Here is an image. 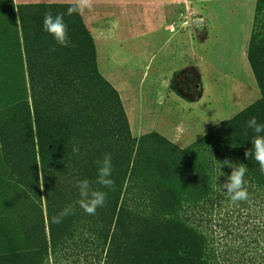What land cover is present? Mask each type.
I'll use <instances>...</instances> for the list:
<instances>
[{
	"label": "trees",
	"instance_id": "obj_1",
	"mask_svg": "<svg viewBox=\"0 0 264 264\" xmlns=\"http://www.w3.org/2000/svg\"><path fill=\"white\" fill-rule=\"evenodd\" d=\"M72 5H21L18 10L25 47L47 52L40 66L57 69L51 77L67 81L68 89L55 94L71 97L73 107L50 117L37 131L45 168L43 187L34 167L19 168L12 139L6 141V166L14 192L18 189L29 200V193L38 199L44 194L48 228L38 208L33 217L20 216L17 230H3L0 264H49L51 260L56 264H264V174L254 158L244 157L255 135L247 121L255 117L264 124V0L256 4L247 54L261 99L185 149L157 134L131 136L120 98L98 76L92 53L83 62L90 69L83 77L46 64L76 49L94 47L81 14L68 15ZM48 12L63 14L69 47L56 44L43 29ZM84 79L105 83L110 90L105 101L89 87H74ZM66 120L69 123L62 127ZM22 124L28 145L25 153L33 161V129L26 109ZM47 146L52 149L43 150ZM105 154L112 157L114 188L93 184L107 197L104 206L89 215L79 206L77 183L95 181L96 162ZM240 164L247 169L244 188L248 198L234 203L223 185L231 167ZM66 207L73 213L58 224L51 223V217Z\"/></svg>",
	"mask_w": 264,
	"mask_h": 264
},
{
	"label": "rangeland",
	"instance_id": "obj_2",
	"mask_svg": "<svg viewBox=\"0 0 264 264\" xmlns=\"http://www.w3.org/2000/svg\"><path fill=\"white\" fill-rule=\"evenodd\" d=\"M257 1L191 0L193 20L180 15L177 48L174 39L177 33L172 32L175 29L171 24L168 32L157 27L155 14L139 20L132 10L129 14L125 12L126 7L99 2L95 12L102 18L85 24L93 49H76L46 64L61 67L63 73L66 70L67 74L83 77L90 70L84 63L92 53L98 76L120 98L131 136L139 139L157 134L185 149L261 99L247 57ZM75 2L54 0L53 4L41 5ZM21 5L16 0H0V252L4 248L3 230H17L20 216L33 217L35 208L42 210L38 214L48 228L44 194L38 199L29 193L30 201L18 189L14 192L6 166L9 150L6 141L12 139V152L20 159L19 168L34 167L43 187L45 168L37 131L43 129L44 121L57 113H68L73 107L71 97L55 94L68 89L67 81L59 82L51 77L57 69L40 66L47 52L40 54L37 47L29 50L25 47L18 13ZM91 10L86 9L88 15L92 14ZM112 16L113 21L107 20ZM63 61V66L57 64ZM104 82L84 79L81 83L75 82L74 87H89L105 101L110 90ZM24 109L30 115L33 129V161L25 153L28 145L22 132ZM160 113L167 114L170 120L156 121ZM67 123L66 120L62 127ZM51 149L47 146L43 150ZM49 264L56 263L51 260Z\"/></svg>",
	"mask_w": 264,
	"mask_h": 264
},
{
	"label": "clouds",
	"instance_id": "obj_3",
	"mask_svg": "<svg viewBox=\"0 0 264 264\" xmlns=\"http://www.w3.org/2000/svg\"><path fill=\"white\" fill-rule=\"evenodd\" d=\"M92 5L93 0H76L68 8V15L83 13L84 10L91 9ZM43 29L53 37L56 44L62 47L71 45L63 14L53 16L51 12L46 13L43 20ZM247 126L252 129L255 135L251 139V148L244 151V157L245 159L254 158L259 165L260 172L264 174V135H260L264 133V124L258 123L257 119L252 117L247 121ZM72 150L74 153L79 152L78 147H74ZM96 163L98 170L95 181L90 182L88 179H84L77 183L80 195L79 206L89 215H95L97 208L104 206L107 197L105 191L93 187V184L108 190H113L115 184L111 178L113 171L111 154H105L103 159L98 160ZM224 164L230 165L228 160H225ZM231 169V173L227 176V180L223 185L224 189L234 203L247 200L248 192L244 188L246 167L244 164H240L237 167H231ZM73 211L71 207H66L59 214L51 217V223H60L63 217L72 214Z\"/></svg>",
	"mask_w": 264,
	"mask_h": 264
},
{
	"label": "crops",
	"instance_id": "obj_4",
	"mask_svg": "<svg viewBox=\"0 0 264 264\" xmlns=\"http://www.w3.org/2000/svg\"><path fill=\"white\" fill-rule=\"evenodd\" d=\"M52 1L54 0H16V3L19 5L21 4L41 5V4H53ZM99 2L114 3L115 5L122 6L123 9L126 7L127 10H125V12L129 14V11L132 10V12H134V14L137 15V18L139 20L140 19L146 20L148 14L151 15V13H153L155 14L154 15L155 21L158 22L156 26L161 29H164L166 32H168L169 29L168 24H171L172 27L175 29L172 30V32L174 31L177 33L179 23L181 22L180 15L186 16V18L190 21L193 20V16H194V8L191 5L192 3L191 0H93L92 10H91L92 14L88 15L86 10H84L83 13H80L84 24H87L88 21L92 22V21L100 20L102 18L101 14L95 12L96 4H98ZM185 2H186V8L184 4ZM65 4H70V3H65ZM184 9L186 11H183ZM108 19L113 21L114 17L112 16L111 18H107V20ZM187 24H189V21H187ZM179 38H180L179 34L177 33L174 38L176 41L175 48L178 47L177 44ZM97 53L99 58L98 47H97ZM168 117L169 116L167 114L163 115L162 113H160V116H157L158 119L156 118V121L163 120L168 122L170 120L168 119Z\"/></svg>",
	"mask_w": 264,
	"mask_h": 264
}]
</instances>
